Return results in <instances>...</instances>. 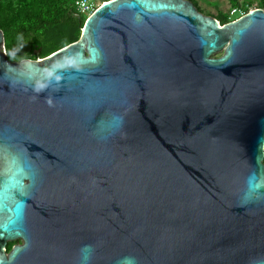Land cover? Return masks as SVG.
Returning a JSON list of instances; mask_svg holds the SVG:
<instances>
[{"label":"water","instance_id":"water-1","mask_svg":"<svg viewBox=\"0 0 264 264\" xmlns=\"http://www.w3.org/2000/svg\"><path fill=\"white\" fill-rule=\"evenodd\" d=\"M4 48L0 264H264L263 9L110 0L48 57Z\"/></svg>","mask_w":264,"mask_h":264},{"label":"trees","instance_id":"trees-1","mask_svg":"<svg viewBox=\"0 0 264 264\" xmlns=\"http://www.w3.org/2000/svg\"><path fill=\"white\" fill-rule=\"evenodd\" d=\"M75 1L0 0V30L4 33V50L8 60L20 62L45 58L77 42L88 16L76 12ZM192 1L200 9L198 3ZM232 7L246 12L264 10V1L261 7L254 8L252 0L243 6L233 0ZM229 12L220 11L214 17L224 25L231 22Z\"/></svg>","mask_w":264,"mask_h":264},{"label":"rangeland","instance_id":"rangeland-1","mask_svg":"<svg viewBox=\"0 0 264 264\" xmlns=\"http://www.w3.org/2000/svg\"><path fill=\"white\" fill-rule=\"evenodd\" d=\"M195 1L198 3L202 12H204L206 15L213 17L216 16L220 11L226 13L233 8L232 7L233 0H195ZM237 1L240 5L243 6L244 3L250 0H237ZM263 1L264 0H252V2H254V8L261 7ZM83 16H88V15H83ZM216 56H220V54H217ZM18 242L19 240L15 242H10V244L15 245Z\"/></svg>","mask_w":264,"mask_h":264},{"label":"built area","instance_id":"built-area-1","mask_svg":"<svg viewBox=\"0 0 264 264\" xmlns=\"http://www.w3.org/2000/svg\"><path fill=\"white\" fill-rule=\"evenodd\" d=\"M107 3L106 0H76L74 8L77 13L81 15L91 16L100 6ZM244 9L234 7L229 12V18L231 21L237 20L247 14Z\"/></svg>","mask_w":264,"mask_h":264},{"label":"flooded vegetation","instance_id":"flooded-vegetation-1","mask_svg":"<svg viewBox=\"0 0 264 264\" xmlns=\"http://www.w3.org/2000/svg\"><path fill=\"white\" fill-rule=\"evenodd\" d=\"M23 241L19 240L17 244H22ZM16 245V244H15ZM14 245L8 243L7 249L10 251ZM186 261L188 262V257L183 250V246L179 245L175 249V254H174V261L172 264H186Z\"/></svg>","mask_w":264,"mask_h":264}]
</instances>
